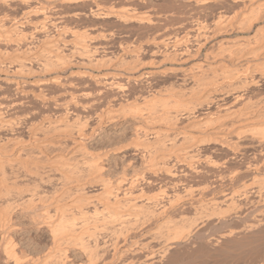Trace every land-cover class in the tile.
I'll return each instance as SVG.
<instances>
[{
  "label": "rangeland",
  "instance_id": "1",
  "mask_svg": "<svg viewBox=\"0 0 264 264\" xmlns=\"http://www.w3.org/2000/svg\"><path fill=\"white\" fill-rule=\"evenodd\" d=\"M30 1H32V0H30ZM33 1L31 2V3H33L32 6L30 5L31 3H29L28 5H25L26 8L29 6L28 10H29V8L31 9V7H33V5L37 6V8H39V6L41 7V5H40L41 3H42V7H43V4L44 3L46 4L45 1H47V4H46L47 7L44 4V8H45L44 10H46L45 12H47L49 10V8L51 7V5L53 4L52 7L58 6L57 8L59 9L58 14H56L57 13V9H56V11L54 12L56 15L55 14L54 15L59 16V17L61 15L62 16L64 15L66 19H62L61 21H58L57 23H55L54 27L52 26L51 21H50L51 26H46L47 28H46V30H44L45 29L44 27H43V29H41L42 27H40V24L44 21V19L41 18L40 15H39L40 18L38 17L36 19L41 20V21L34 20L35 16L33 17L34 19L32 17L30 18L26 13L27 9L25 8V6H22V5H24V3L22 1H21L22 3L20 2L22 4L21 6H20V3H18L19 1H16V0H15V4L13 2L11 3L10 1H8L9 6L5 3L0 4V9H1L0 10V12H1L0 13V22L3 21V23H5L4 25L6 27H9V28H10V26L13 25L10 23L12 21L14 23L13 27L18 25L19 26L18 29H19L21 26V29H19L21 32L20 31L19 32L23 33V34H19V32H18V34L22 36V37L18 36V39L23 38V40H24V37H25L26 42L25 41L24 42L27 44V45H25L23 40L21 41V40L16 39V37H17L16 32L18 31V29L16 27H15L16 30H15V28L13 29V27L10 29L9 28L6 29L5 26L3 25L4 26L3 29H6L7 31L8 30L11 31V29L16 31L14 33L12 31L13 34L9 31L13 35V37H14V34L16 37H14L15 39L14 38L11 39V40H14V42H13V41H5V38L0 36L4 39L3 40L2 38H0L1 39V41H0V61H1L0 64H2V65H0V69H1L0 70V82L2 83V86H4L7 89V90L6 89L0 90V102L1 103L4 102L5 105L4 106L2 105V107L6 106L5 108H7V110H4L5 108H2L3 109L2 113L5 114L6 116L3 115L4 117L3 116H1V117H3V120H4L3 122H10V123H15V124L19 122V124L22 123L20 126H23V127H21V129H20V126H18L19 125L18 124L16 126H18L19 130L15 126L16 129H14L13 131H10L11 133H9V132L0 133V140H1L0 143H5L6 138L11 137V136H12L11 138H14L13 136H15V138L16 139L18 138V140L20 139V141L24 139L23 141H26L25 143H27V144L22 143L23 146L21 145L18 147L20 150L22 149V153H23V150L27 151V153L26 152H24V154L21 153L23 158L22 157L19 158L20 155L17 156L18 152H13L11 154L14 155V153H15L16 157L11 155V154H8V159L10 158L11 160L19 159V160H24V162H29L30 159H32L30 156V155H32L31 151L33 152L34 149L36 150L40 141L39 140H37V141L33 140L31 142L28 141L29 140L28 137H32L31 136L32 134L30 133L31 131L30 132L27 131L28 128L32 127L33 125H36V127L37 126L39 127L42 125L45 126V125H48L49 122H52L54 124L56 123V125L59 123L60 125L58 124L57 126L60 127L62 125L59 122V121H61V118H67V119L69 118L67 121L69 123L71 122L70 125L72 124V127L74 125H75L74 127H76L77 125L79 126V124L80 123L82 124V122L84 120L83 123L85 125H87L86 129H88V132L89 131L92 132L90 130L92 128V130L94 132H97V133L93 134V136L95 138L93 136L92 137L90 136V137H86L85 139L84 138L82 139L80 137V138H77L74 140V139L70 138L68 135L61 137V139H60V137L56 138L55 144H58V145L60 144L63 146V150H64L63 153L65 152L64 153L65 155L66 154L70 155V154H72V152H74L73 151V149H74L73 143L76 140L77 141L80 140L81 142H83V144H85V146H87V148L89 150L87 152L88 156L93 155L95 157L97 155H105V154L113 155V154H116L117 153L116 151H118L119 149L126 148L128 146L126 151L124 150V153H123V154H127L126 155L127 161L132 162L131 166H130L131 169L127 168L128 169L127 173L129 172L128 175L129 176L132 175L131 172L134 169H135L134 171H137L139 168V170L141 171V169H143V167L141 165L140 159H142L143 155L148 154L146 151H144L145 150L144 148L141 149L142 146L140 148L136 147V144L140 145L138 143H140L142 136L145 135L144 134L145 132L143 133L142 130L145 131L147 129L146 131L148 132V130L151 131L155 127V129L158 128L156 130L160 129L161 132H163V131L167 132V130L170 129L166 126H163V124H161V125L157 124L156 125V123H155V126H154V124H153L154 122L152 123L153 125L150 124V122H149L150 127H148L149 125H146V124H144L143 121H141V116L143 118L145 116V118H146V116L148 117V113H149L145 109L147 107H146V105H144V104H146V102H145V100H143L144 99L143 97L148 96L151 92H153V94H154V92L156 90H160V89H161L160 91L163 92L164 95H167L169 93V91H171L170 89H173L174 91H178V90L181 91V89L184 90L185 87L187 86L186 88H188V91H186V94L188 93L187 94V98L189 97L188 99H193L195 97L194 96L196 93L195 91H197L196 95L198 94V96H196L193 99V102H192V100H188L189 103L192 102L193 104H197V103L203 101L205 99L204 97H206L208 94L207 93L208 89H206L207 91H205V92L204 91L203 92L198 91L196 89L194 91L195 92L194 93V92H192V90L191 91L189 90V88H191V83L185 82L184 83L185 85L182 86V84H183L182 81L185 79L184 73L186 71H188L189 69H191L193 67L194 63L196 64L199 62H203L206 60V58L208 56H210V57L220 56L221 54H218V53H220V51H219L220 48L217 47V44L219 43L218 41H220V42L224 41V43H225V44L223 43L224 47H227V46L229 47V45L231 46V44H233V41L235 43V42H237V40L238 41L246 40L247 38L250 37L249 35L243 34L242 32L240 34L237 29L234 30L235 33L232 31V33H229V34L226 33L224 35V33L222 31H225V30H223V28H222L220 31L223 35L221 33L219 35L217 34L216 36H218V37L215 36L214 41L211 42V40H210V42L208 41L206 43V46H203L204 41L207 40V38H208L207 36H210V37L213 36V32H211V29L213 31V28H212L213 23L212 22L218 16L219 13H225L228 16H233V14H235V13L240 14V13H243L244 11H246L243 8L242 3L240 2L241 0L240 1L237 0L239 2H235L236 0H224V3L222 0H216V1L215 0H213V1L212 0H209V1H207V0H99L100 2L97 0H94V2H93V0H92V2L88 1L86 6L84 4L80 5L81 7L79 6V4L77 5L78 7L75 4H74L75 6H73L72 4H71L72 6H68L70 4H68L67 6H62V5H66V4H61V2H59V1L58 2L54 1V3H53V0H51V1H48V0H45V1H43V0L38 1L37 0L36 1L35 0L34 1L35 3L38 2V4H39L41 2L39 5L38 4L35 5ZM95 2L102 9L101 13L104 11L103 13H105V14L107 13L108 15H102V17H99V18L94 17L93 13H91V11H92L91 9L94 7H97V4ZM55 3H57V4H55ZM58 3H60V5ZM88 4H89V6H88ZM95 4H96V6H95ZM220 4H221V6H220ZM227 4H228V6H227ZM1 5H3V7ZM10 6H12L14 9L11 8ZM25 9H26V12H25ZM35 9H36V7H35ZM109 9H110V11H109ZM242 9H243V11H241ZM22 12L23 13L25 12V13L23 14ZM64 13H66V14H64ZM80 13H82V14H80ZM117 13L118 14L122 13L120 15H125L128 18H130V17L132 18L134 16L135 17L143 16L147 19H150V21H152V22H149L150 23L149 24L145 21L144 23L141 24L137 21L136 22L133 21V19H131V18L130 19L132 21L131 20L127 21V23H126V21L123 22L122 20H121V22H119L120 20L118 19V17L120 15L118 16ZM126 14H128V15H126ZM26 15L28 17H26ZM66 15H68V16H66ZM80 15L81 16L84 15V16L80 17ZM55 16H54V18H55ZM103 16H107V17L103 18ZM108 16H110V17H108ZM148 16H150V17H148ZM22 17L24 18L25 22H27L26 21L27 18L31 19V23H28L30 26L28 24L24 25L25 23H24V20L22 19ZM25 17H26V19H25ZM63 17H60V18H63ZM29 19H27V20L30 22ZM97 19H99V20H97ZM238 19L239 18L233 20V23H235V24L239 23ZM4 20H5V22H4ZM14 20L15 21L21 20V22L18 21V23H20V24H17L14 22ZM199 20L201 21V23ZM37 21H38V23H40V22L41 23L39 25H37L38 24ZM61 22H62V24H60ZM32 23H33V25H32ZM198 23L200 25L201 24L202 25L199 26ZM9 24H11V25H9ZM34 24L36 25V27ZM0 26H1V24H0ZM25 26H27V27H25ZM28 26H29V28H28ZM41 26H42V24H41ZM62 26H63V29H61ZM37 27H38V30H37ZM39 27H40V29H39ZM210 27H211V29H210ZM35 28H36V30H34ZM63 30L64 31L67 30L68 33L67 32H66L67 34L64 33ZM62 32H63V34H61ZM10 33H8V35H11ZM200 34H203V36ZM206 34H207V36H206ZM23 35H24V37H23ZM81 36H83V37H81ZM188 36H190V37H188ZM75 37H81V39L77 40ZM176 37H178V38H176ZM205 37H206V39H204ZM183 38H186L187 42L189 44L186 43L185 47L182 46L180 48L179 52L184 51V52L189 53V54L196 53V50L199 47L203 46L201 52L197 53L193 59H191L187 62H182L183 64L175 63V62L171 63L170 61L165 62L164 59L161 60L163 58L162 54L164 52V49H161V51H160V47H158V45H157L159 43L158 40L161 41L163 39V41H164V39H165L166 42L170 43V45H173L175 42H177L178 40L183 39ZM87 39H89V40H87ZM156 39H158V40H156ZM30 40H32V41L30 42ZM151 40H153V41L151 42ZM2 41H4V42H2ZM17 41L18 42L21 41L20 42L21 44L18 43ZM5 42H12V43L16 42L15 43L16 45L18 43V45H21V46H18V45L15 46V44L12 45L11 43L8 44ZM54 42L57 45L59 44V47H58L59 50L61 48V50H60L61 52L60 51L59 52L63 55L62 58L65 61L64 63L68 65V63H66L67 60H71V61H69L70 64L67 66L69 69L68 68L65 69L63 67L65 65L63 64V66L61 68L56 67L55 69L53 68V69L46 70L48 72H44L45 70L42 69L43 68L42 67V60L44 57H46V58L50 57L53 59V62L57 63L56 57H55L58 54L57 51L55 50V49H57L56 48L57 45L55 48H53ZM214 42H216V43L214 44ZM50 43H52L53 45ZM83 44L87 48V50L88 49L91 50L93 54H95L94 52H96L98 54V55H96L97 57L94 55L96 57L95 58L96 61H97V58H99L98 61H102L104 63L106 61H108V62H106V65L103 64V66L104 67L106 66V68H104L102 66L101 69H99L100 66L99 67L98 66H96V67L92 66L91 64L87 63L86 60L84 61L85 58H83V60H81L82 58H80L79 52L82 53V48H84ZM227 44H229V45H227ZM49 45L50 46L52 45L51 46L52 48ZM130 47H132V49ZM139 48H140V51L143 49L142 50L143 53L141 52V56H140L142 59V63H143V68H142L143 73L142 74L154 73V75L155 74L156 75L153 76L147 83H142V84L132 83L131 85L129 84L130 89L128 88V86H126L127 90L126 89L124 90L126 93H128L130 95V98L132 96L134 97V98L132 97L130 101H131V105L133 106V108L135 106H136V108L140 107L139 111L137 110L138 113L144 107L143 110L139 113L141 116L136 111V113L138 114V115H136V117L138 118L140 116L139 117L140 119L138 118L139 119L138 120V119H134L135 116H132V115H135L136 113H132V114L126 113V110H124L125 112L123 113V110H121L120 107L117 108L118 103L114 100H116L117 98H120L121 94L118 91H116L114 88H109V87L103 88V89L98 87V86L96 87V83L94 80L96 78L98 79V77H101V79H102L106 75H116V76H120V78L125 77L126 76V72H125L126 70L124 69L125 70L124 71L121 67L118 68L117 66H119V65L121 66L122 63L120 61L123 62V60L125 61V59H127V60L130 59V58H127L129 55L128 53L136 52V51H138ZM31 49H32V51H30ZM65 49H67V50H65ZM127 49L128 50L130 49V51H128ZM17 51L20 54L22 53L24 58L27 57V59H25V61H27L25 63V65H27V66L29 65V66L28 67L25 66L26 68L24 69V74H21V72L23 71L22 70L21 72L16 71L15 74L16 73H18V74L15 75V74H13V72L15 71V68H14L15 65H11L9 63H12V61L14 60L13 56H16ZM50 52H51V54H50ZM54 52H55V54H54ZM74 53H75V55L77 54V56H75ZM159 53H162L161 56L159 55ZM25 54H26V56H25ZM78 54H79V57H78ZM58 55L60 56V54H58ZM71 55L72 56L74 55L73 56L74 59L71 58ZM223 55H226V54H223ZM66 57H68V58H66ZM34 58H37V59H34ZM100 58L101 59L104 58L105 60L104 59L100 60ZM121 58H123V59L121 60ZM220 58L223 59L222 55L220 56ZM28 59H29V61H28ZM30 59H31V61H30ZM110 59H111V61L114 60L112 62V65L109 63ZM158 60H159V62L161 61L162 63L161 62L159 63ZM82 61H84V62H82ZM126 61H125V63L129 62L130 60L127 62ZM150 61H151V63H150ZM231 61L232 60L229 61V59H226V58H225V60H220V62H222L223 64L226 65L225 67H228V71L232 70V71H230L229 76H232V78H234V81L236 82L237 85L233 88L235 91L233 89H231V90L234 92H238L239 91L238 88L240 87L239 86L240 84H238L237 82L242 77V75L245 74L247 69H244V68H246L244 65H242V64L240 65V64L234 63V61H232V62ZM253 61L259 63L258 69H256L258 71V74L259 73L263 74L264 73V70H263L264 69V66H263L264 60H263V58H261V57L260 58L259 57L254 58ZM85 62L88 65H91L93 68L91 66H90L91 68L89 66H85V64L82 65ZM13 63H14V61H13ZM107 63H109V68L107 66ZM119 63H121V64H119ZM150 64H151V66H150ZM260 64H262V66H260ZM8 65L10 67H8ZM112 66L114 69L112 68ZM12 67L14 68V70ZM262 67H263V69H262ZM6 68H7V70H6ZM2 69L4 71L6 70L7 72L2 71ZM8 69H9V71H8ZM119 69H121V70H119ZM40 70H41V72H40ZM52 70H53V72H52ZM55 70H57L58 72H56ZM176 70H179V72ZM259 70H260V72H259ZM32 71L33 72L35 71V72L33 73ZM169 71H171V72H169ZM183 71H185V72H183ZM8 72H11L12 74L9 73L7 75ZM231 72H234L233 73L234 75H232ZM29 73H31V75ZM81 73L87 74V75H85L86 77L87 76H90L91 78L93 76H94V78L96 77L94 80L92 78V83L93 82L94 83L90 84V82H91L90 77H87L89 79H87L86 77H83V79H79V78H82L81 76H79V75H81ZM138 73L139 72H137L133 75L138 77L140 75V73L139 74ZM19 74H21V75H19ZM248 74L249 75L251 74L250 70L248 71ZM22 75H24L25 77H23ZM76 75H78L79 77ZM75 76L78 78H76ZM181 77L184 79H182ZM57 78L59 79V81H61L60 83H62V84H60V83L54 84L51 81V80H54ZM60 78H62V80ZM76 79H78V80H76ZM8 80L9 81L11 80L12 82H14V84H15V82H17V83L19 82V84L23 85L24 88L26 86L25 89L22 87L24 90V94H25V92H26V94L20 95L21 93H19V95H18V93H15L16 92L14 89V88H16L15 85H12V86L11 85H8V86L4 85V82L8 81ZM79 80H81V81H79ZM82 80H85V81H82ZM43 81L49 82L50 84L47 87H45L46 89L43 88L41 90V88L39 87V83H41V82L43 83ZM88 81H90V82H88ZM35 83L38 84V88H37V85H35ZM67 83H69V84H67ZM122 83H124V85L126 84L124 81ZM94 84H95V86H94ZM21 85H20V87H21ZM59 85L62 87H60ZM140 85H142V87H139ZM13 86H14V88H13ZM188 86H190V87H188ZM66 87H67V89H66ZM97 88L100 89L101 91L98 90ZM152 89L155 91H153ZM166 89H168V90H166ZM67 90H69V91H67ZM183 90H182V92H184ZM185 90H187V89H185ZM242 90L243 89L240 87V91H242ZM148 91H151V92H148ZM224 91H226V92L228 91V92H230V94L234 93L230 90H224ZM189 92L194 93V94H191L192 96H194L193 98L191 95H189L190 94ZM198 92L203 94V95L201 94L202 97L201 96L199 97L200 94ZM85 93H86V95L88 94L89 97H87L88 95L85 97ZM223 93H225V92H223ZM90 94L92 95V97ZM204 94H205V96H204ZM116 95L118 97H116ZM150 95H152V93ZM232 95L233 94H231V96L229 95L228 99L226 98L228 102L231 101ZM71 96H72L73 100L74 99H76V100L73 101L71 99ZM81 96L83 97V99L79 98ZM250 97H251V102H255V103H257V101L260 102L261 100H263L264 99V85L261 86V88L256 87V86L252 87L247 93V99H249ZM137 98H139V99H137ZM141 98H143V99H141ZM202 98H204V99L202 100ZM257 99H261V100H257ZM82 100H83V102H82ZM111 100H112V103H111ZM199 100H201V101H199ZM14 101L18 102L15 106H14V103H15ZM65 101H66V104H64ZM68 101H71L72 103H70ZM88 101H89V103H88ZM91 101H93V102H91ZM263 101H261V102H263ZM6 102H8V103L10 102L9 103L10 105L13 103L12 104L13 106L11 105L12 106L11 107ZM60 102L63 104H59ZM192 103H190L191 105L190 104L188 105V107L190 106L189 107L190 109L188 107H186V108L184 107L185 111H189L193 107H195V105L192 106L193 105ZM216 103H218V102H216ZM58 104L60 107L56 106ZM69 104H72V105L74 104V105L69 106ZM213 105H212V108H213ZM75 106L76 107L78 106V107L76 108ZM238 106L240 108L241 103L237 104L235 107L238 108ZM73 107H75L76 109L73 110ZM111 107H114V108L111 109ZM215 107H216V105H214L213 110L215 109ZM38 108H39V110H38ZM115 108H117V109H115ZM77 109H78V111H76ZM181 109L183 112H185L183 108H181ZM181 109H179L180 112H182ZM97 112L99 114H97ZM64 114H67V115H64ZM105 114L107 117L109 116L110 118L109 117L107 118L105 116ZM97 115L102 116V117L104 116L103 120H102L103 122L101 124H98L99 119H97V118H99V117ZM84 116H85V119H84ZM76 117H77V119H76ZM7 118H9V119H7ZM78 118H79L80 123L78 122ZM87 118L88 119L90 118L89 121H87L88 120ZM111 118L118 119V120L115 119L116 121L113 119L116 126L114 124H111V121H113V120H110ZM5 119H7V120H5ZM56 121H58V123ZM75 121H77V122H75ZM107 121H109V122L107 123ZM127 122H129V123H127ZM138 122H139V124H138ZM30 123H32V125ZM43 123H45V124H43ZM84 124H82V125L85 126ZM109 124H111V125H109ZM127 124H128V126H127ZM230 124H231V122L226 123L224 125L227 126ZM107 125H108V127H107ZM113 125H114L115 129H113L114 128ZM138 125H139V127H137ZM133 126L135 127V129L133 128ZM204 126H202L203 128L200 127L201 129H198L199 128L198 127L197 129L199 131H197V129L192 128V130H195V131L190 130L191 132H188V130H187V129H190V127H188L187 129H186V127L181 128V132L185 131V133L191 134L192 136H198L199 135V136H204V137L206 136L207 137V136L212 135V132L214 131V129L216 127L218 128V127H221L222 125L219 126V124H215V123L212 124L211 123V124H209V126L208 125H204ZM237 127L239 128V126H237ZM237 127L233 128V130H231V131L224 133V135H226L228 138H230V139L234 138V139H232L233 143L236 140L234 137L235 135H233V133L238 129ZM137 128H140V129L142 128L141 132L143 134L141 132H139L140 129H137ZM136 129H137L138 133H135ZM22 130H23V132H21ZM1 132H3V131H1ZM12 132H14V133L12 134ZM15 132H17L16 133L17 137H16V135H14ZM25 133L28 135L30 133L31 135L28 136ZM140 133L142 134V136L140 135ZM95 134H97V135H95ZM134 134L139 135V137L141 136L139 138V140L136 141V139H138V138H136V135H134ZM134 138H135V140H134ZM145 139L146 138H144L141 141V143H143V141H145ZM34 141H36V142H34ZM151 141L154 142L153 140H151ZM48 142H50V140ZM51 142L53 143V141H51ZM242 143H243V146H242ZM248 144H249V142H241V144H239V146L238 145H232L233 147L236 146V148L235 147L230 148L232 146H229V147L225 146L224 148H222V147L218 148V146H215V145H210V146L207 145L208 146V147H206L207 150H203L206 153L203 151H200L203 154L200 152H199L200 154H198V152H197V154L195 153V155L196 156L201 155L204 157H206V155H207L208 157H211V158H209L210 161H212L210 163L212 164L213 162H215V163H213L215 167L213 165H210L209 163H206L208 161V159H207L208 157H206L204 159V157L200 158V156H199L198 159H200V160H197L194 162V163H196V162L198 163L200 161V163H201V164L199 163V165H201L200 166L201 168L200 169L198 168L199 170L196 169V170H198L197 172H195L194 170H193L194 172H191L188 169V165L192 164L190 162V160L187 159L184 155H182V153L179 156V153L181 151L178 152V150H180V149H174L171 152L172 159L174 161L179 160L181 163H183L182 165H181V163L178 164L179 165L178 167L180 169L178 167H177L178 169L176 168L177 169L176 172L178 171L177 172L178 179L176 178L172 182V180L169 179L167 176H165V174H160V175L158 174L159 176H157V178H155V181H153V183L150 186L149 185H142V187H140L139 189L140 190L144 189L143 193H145V194H143L144 195L143 199L147 200L149 197L152 198L153 196L159 197L158 199L159 200L161 199V201H163V202L165 201V204L168 202L170 203V201H172V204L171 203L170 204L172 205V207L174 206L176 208L173 207L172 209H168V211H167L168 214L165 215L166 218L165 217L162 218L159 221V223H153L151 218H148L149 220H147L145 218V217H148V215L144 214V212H145L144 210L142 212L143 214L140 212L139 214L137 213L136 216H135L136 212H135V214L133 212L132 214H134V215L131 216V212L128 211V213H130V216H131V219L130 218L128 219L127 217H130L129 214L126 211L125 212L123 211L126 208L125 207L126 203H124L125 206L122 205V206H124V208L119 207V210L117 209V212L121 211L123 216L121 215V213H120V216H122L123 218L127 216L126 217L127 219L125 218L124 220H127L129 222V225L125 224V226L122 224V222L124 221L123 219L120 220V222H119V219H121L120 216H119V219L116 218V221H115V218H112L113 217V212H112L113 210L112 209H109V211H107L108 209L107 210L104 209V211H106V212H101L103 215L101 214L100 216L101 217L103 216V218L105 217V219L107 218V220L109 218V222H112V223H107V224H110V225H108V227L110 226L109 227L110 229H108L107 233L105 232V234L103 235V236L108 235L107 237L105 236L103 238L107 239L105 241H107L106 243L108 246L107 245L106 246L108 248L109 253L106 254L103 251H100V253L98 254L99 256L97 257V258H99V260L90 261L93 259L87 260L88 258L86 256H84L80 251L75 250V252H74V249H73L72 251H70L71 255L69 254L70 260L68 263L69 264H93V263H95V264H99V263L100 264H153V263L154 264H264V199H262L263 197H261V196L259 197L260 194H258L259 193L258 192L259 181H262V182L264 181V165H263L264 164L263 163L264 162L263 161L264 160L263 159L264 158V151L260 150V148L258 149L255 145L254 146L251 145L252 147L251 146L249 147ZM71 145L73 148L71 147ZM133 149H136L137 151L133 150ZM139 149H141V150H139ZM142 150L144 151V153L142 152ZM146 150L148 152L150 151V149H146ZM238 151H240V152L238 153ZM242 152L244 154H242ZM63 153L61 155H64ZM89 153H91V155H89ZM172 153H174V154H172ZM27 154L29 155L28 157H27ZM52 155L54 156V154L52 153L49 157L50 158L53 157ZM177 155L180 157V159H181V156L183 157L182 161L178 157H176ZM174 156H175V159H174ZM0 158H1V156H0ZM50 158H48V159H50ZM82 158H83V156H80V158H78V159H82ZM176 158H177V160H176ZM78 159H76V161H78ZM156 161H159V159L158 160L156 159ZM203 161H204V163H203ZM72 162L69 163L72 165V166H69L70 168L74 167L73 164H75V163H72ZM157 163L158 162H156V164ZM43 164H44V162L41 165H43ZM46 164L50 165L47 167L48 170L51 169L50 171H53L56 174V176L57 175L60 176L61 174H63L62 172H64V170H63L64 168L60 169L59 165H54L55 166L54 167L53 164L50 162V164L45 163L44 167L47 166ZM115 164H116L115 162H113V161L111 162V169L112 170L110 169L109 172L105 175V178L111 180V182L113 184L114 183L116 184V181L122 175V173H120V172H122V171H120L121 166L119 165V163H117L119 166H117V164L115 166ZM17 167H18V169L16 168L17 171L14 170L12 172L10 171V168H8V169L5 168L7 171H4V170L3 171L6 172V176H4L5 174H2L0 171V176H1L0 177V184H1L0 187H2V188H0V189H2V190H0V198L2 196H4L3 198L0 199V206H1L0 207V227H1L0 228V264H5L9 258H11V259L13 258V255L10 254V256H12V257H10L9 253H8L9 252L8 249L9 248L11 249V247H12L11 244H13V243L15 244V245L13 244L14 245L13 247H15V249L12 247L13 248L12 250H15L17 253L16 259H18V260H16V261H18V263L21 262V261L19 262V260L22 258L21 260H22L23 264H26V263L27 264H42V263H46V264L49 263L50 264L51 262H52L51 264H53V263L55 264L57 259L55 261V259L53 257L58 258V256H57L56 252L54 251V246H52L53 245V242H52L53 238L50 236V233L47 230H45L44 227H41V226L40 227L43 228V230H42L43 232L41 230H39V228L36 229L37 226L35 225L36 227H34V223L30 222V221H32V219L31 218L29 219V217H30V216H28L29 215L28 213H30V212H28L29 210L28 211L26 210L27 213L25 212V209H27L29 207L28 204L25 205V203L23 204L20 202L21 200L14 197V194L18 191L19 188H21V187L25 188V186L26 187L28 186V187H30L29 189H33L32 187H34V186H32V184H33L32 179H30L29 177H26V178L23 177L25 175V173H27V172H25L26 169H21V168H23L21 166L20 167L21 172H20L19 166H17ZM69 167H65V168L70 169ZM196 167H197V165H196ZM202 167H203V169H202ZM58 169H59V171L57 173ZM14 172L18 173L17 175L20 176V177L18 176L19 180L17 178L15 179V177H17V175L14 174ZM23 172H25V173H23ZM10 174H11V176L9 177ZM55 174L52 173L53 176ZM115 174H117V175H115ZM114 176L116 178H114ZM2 179H4V181ZM5 179L8 182L7 181L5 182ZM20 179H22V180H20ZM255 179H256V182L259 179L258 183H254ZM262 182H261V185H262ZM4 184H6V185L4 186ZM115 184L110 185L111 189L115 188ZM256 184H258V185H256ZM263 184H264V182H263ZM13 185H14V187H13ZM18 185H20L21 187H19ZM15 187H16V189H15ZM7 188L8 189L10 188V189L8 190ZM27 188H25V189H27ZM165 188H166V190H165ZM59 189H61V187L57 188L56 184L54 186L52 185L51 187L49 186V188L47 187V188L43 189L44 193L42 192V194H43L42 197L44 198V196L47 195V198H45V200L43 199V201H41L44 204H42L41 202H39V203L36 202V204H35L36 205L35 207H37L36 209L38 211L36 209L35 210L39 213V215H41V216H38L36 218L40 223L43 220H44L43 222L46 221L47 216H48V214H47L48 211H46V210L48 208H49L48 210H49L51 215L56 214L54 212L55 208L57 206L56 202L59 203V198H57V197L58 196L61 197V194L65 193V188L62 189V191L60 190L61 193L57 192V191H59ZM6 190H8V191H6ZM55 190L58 193L57 194L55 192L57 195L54 193ZM41 191L42 190H40V192ZM112 191L115 192L114 190H112ZM6 193L8 195L10 193L11 195H9V197H7L8 195ZM10 196L13 198L10 199ZM52 197H54V198H52ZM65 197H66V195H65ZM67 197H68L67 202H65L66 199L64 200V197H61L64 200V201L62 200L63 201L62 206L68 205V207H71L72 205L69 206V204L72 203L71 201H75V199L74 200L72 199V198H74L73 196L71 198L72 200L70 199L71 196L70 197L67 196ZM6 198H8L10 200H7ZM50 198L52 201L50 200ZM168 198H169V200H168ZM173 198L177 199V200H174ZM46 199H48L47 201L50 200L49 203L48 202L45 203ZM56 199H58V200H56ZM145 200H143V201H145ZM60 201H61V199H60ZM7 204L10 206L7 207L8 206ZM5 205H7V206H5ZM2 207H4V208H2ZM38 207L40 210L38 209ZM9 209H10V211L12 210L10 213H9ZM13 209H14V211H13ZM100 209L103 211L102 207H100ZM125 210H128V209L126 208ZM6 211H8V213ZM23 212L25 213L24 215H23ZM43 212H45V213L42 214ZM124 213H127V214H124ZM6 214H11V215L7 216ZM104 214H105V216H104ZM133 216H135L136 218ZM40 217H41V219H40ZM129 220H131V221H129ZM137 222H139V223H137ZM32 223H33V226H32ZM145 223H146V225H145ZM166 224H168V225H166ZM257 224H258V226H257ZM121 225H123L124 228H122ZM159 225H160V227H159ZM190 225L192 226L193 230H192ZM30 226L34 227V229L31 228ZM194 226H195V228H194ZM3 227H6V228H3ZM38 227H39V225H38ZM118 227H120V228H118ZM156 227H158V228H156ZM174 227H176V228L177 227H179V228L187 227L186 229L182 228V229L187 231V232L184 231V233H183L184 235H182L183 237L181 238L182 240L181 239L173 240V241L171 240V238L174 234V233H172L174 230ZM8 228L10 230H8ZM13 228H15V229H13ZM189 228H191V229H189ZM249 228H252V230L251 229H250L251 231L248 230ZM3 229H4V231H3ZM11 229H13V231H11ZM113 229L115 231L116 230L117 231L115 232ZM109 230H111V232H109ZM129 230H131V231H129ZM161 230H162V232H161ZM6 231H9V232H6ZM126 231H129V234ZM230 232H233V233H230ZM8 233H10V234H8ZM108 233H111V235H109ZM118 233H120V234H118ZM169 234H170V236H169ZM225 235H231V236L227 237ZM118 236H119V238H118ZM168 236L171 238H169ZM186 236H187V238L185 239ZM223 236L227 237V239L222 238ZM117 238L120 241H118ZM9 240H11V244L9 243L7 246V243L10 242ZM115 240L118 241L119 243L116 242ZM115 242H116L117 246L116 245H114V246L117 248L120 247L119 248L120 253H117V254L112 252L114 250V246L111 244H115ZM119 244H121V245L118 246ZM163 245H164V247L165 246L167 247V252L165 253L166 255L163 253L162 256L164 258H162L163 259L162 260L160 256L162 254L161 252L164 250ZM9 246H11V247H9ZM51 249H52V251H51ZM109 254L113 255V257L110 256ZM6 256H7V258H6ZM26 258L28 259V261ZM50 258L52 261H49ZM11 259H9L11 264H13V262H16V261H14L15 259L14 260L12 259L13 261ZM45 259H46V261H44ZM155 261H156V263H155ZM22 262L20 264H22ZM7 264H9V261L7 262Z\"/></svg>",
  "mask_w": 264,
  "mask_h": 264
},
{
  "label": "bare ground",
  "instance_id": "2",
  "mask_svg": "<svg viewBox=\"0 0 264 264\" xmlns=\"http://www.w3.org/2000/svg\"><path fill=\"white\" fill-rule=\"evenodd\" d=\"M8 1H10L11 3L13 2L14 4H15V0H0V4L2 3V4H7L8 5ZM16 1H19L18 3H20L21 1L24 3V5H22L21 3H20V6L22 5V6H25V5H28L29 3H31L32 1H30V0H16ZM35 1V0H34ZM33 1V2H34ZM37 1V0H36ZM39 1V0H38ZM43 1H45V0H43ZM48 1H51V0H48ZM54 1L55 2H61V4H66V5H62V6H67L68 4H70V5H68V6H77L78 4H79V6L80 5H82V4H84L85 6H86V4H87V2L88 1H91L92 2V0H53V3H54ZM97 1H99V0H97ZM207 1H209V0H207ZM213 1V0H212ZM216 1V0H215ZM223 1V3H224V0H222ZM221 1V2H222ZM240 1V0H239ZM239 1H235V2H239ZM46 2V4H47V1H45ZM93 2H94V0H93ZM100 2V1H99ZM98 2V3H99ZM241 3H242V6H243V8L246 10V11H244L243 13H240V14H238V13H235V14H233V16H228V15H226L225 13H219L218 14V16L214 19V21L212 22L213 23V31H212V29H211V27H210V29H211V32H213V36H207V34H206V36L208 37L207 38V40H205L204 41V43H203V46H206V43L209 41L210 42V40H211V42L212 41H214L215 40V36L218 34H220L221 33V29L223 28V30H225V31H222L223 33H224V35L227 33V34H229V33H232V31L235 33V29H237L238 30V32L241 34V32L243 33V34H247V35H249L250 37L249 38H247L246 40H240V41H238L237 40V42H235L234 43V41H233V44H231V46L229 45V44H227V45H229V47L227 46V47H224V41L223 42H220V41H218L217 43V47H219L220 49H219V51H220V53H218V54H221L222 55V58L223 59H221L220 58V56H212V57H210V56H208L207 58H206V60L205 61H203V62H199V63H194V65H193V67L191 68V69H189L188 71H183V72H185L184 74H185V79L184 78H182V79H184L182 82H183V84H182V86H184L185 84V82H189V83H191V88H189V90L191 91L192 90V92H194L196 89L198 90V91H207L206 89H208V94H207V96L206 97H204L205 96V94H204V98H202V100L203 101H201V100H199V101H201V102H199V103H197V104H193L192 102H193V99L196 97V96H198V94L196 95V93H197V91H195L194 93H195V97L194 96H192L191 94H194V93H190L189 95H191L192 96V98L193 99H188L187 98V94H186V91H188V88H186L185 87V89H187V90H183V89H181V91H174L173 89H170L171 91H169V93L167 94V95H164L163 94V92H161L160 90H153V91H155L154 92V94H153V92H151V91H148V92H151L152 93V95H150L149 93V95L148 96H146V97H143V98H141V99H143V100H145V102H146V104H144V105H146V107L148 108H145L149 113H148V117L146 116V118H145V116H144V118L139 114L142 110H143V108H142V110L138 113V111H139V109H140V107L137 109L136 108V106L133 108V106L131 105V98L133 97H131L130 98V95L128 94V93H126L124 90L126 89L127 90V88H126V86H128V88H129V84L131 85L132 83H140V84H142V83H147L153 76H155L154 75V73H145V74H142L143 73V63H142V59H141V52H142V50L140 51V48L138 49V51H136V52H132V53H128L129 55H128V57L127 58H130L129 60H127V59H125V61L127 60V61H129V62H127V63H125V61L123 60V62L122 61H120L121 63H119V64H121V66L119 65V66H117L118 68H122L125 72H126V76L125 77H121L120 78V76H116V75H106L104 78H102L101 79V77H98V79L96 78H94V76L92 77L93 78V80L95 81V83H96V87L98 86V87H100V88H114L116 91H118L121 95H120V98H117L116 100H114V101H116L117 103H118V105H117V108L118 107H120V109L121 110H123V113L125 112L124 110H126V113H136V111H137V113L141 116V121H143L144 122V124H146V125H149V122H150V124H152L153 122V124H154V126H155V123H156V125L158 124V125H161V124H163V126H166V127H168V128H170L169 130H167V132H161L160 131V129L159 130H156V129H158V128H156L155 129V127H154V129H152L151 131L150 130H148V132L145 130H142L143 131V133L145 134V135H143L142 136V132H141V129L140 128H137V129H140L139 130V132H141L140 133V135L142 136V139L140 140V143H138V144H140V145H137L136 144V147H138V148H140L141 146V149L142 148H144L145 150L144 151H146L148 154H146V155H143L142 156V159H140V161H141V165H142V167H143V169H141V171L139 170V168H138V170L137 171H132L131 173H132V175H128L129 174V172L127 173V171H128V169L127 168H130L131 169V161H127V158H126V155L127 154H123L124 153V150L126 151V149H127V147L126 148H122V149H119L118 151H116L117 153L116 154H113V155H110V154H105V155H97L96 157L95 156H93V155H91V153H89V155H91V156H88L87 154V152L89 151L88 150V148H87V146H85V144H83V142H81L80 140H76L74 143H73V146H74V149H73V151L74 152H72V154H64L63 153V146L62 145H58V144H55V139L56 138H59L60 137V139H61V137H64V136H66V135H68L70 138H72V139H77V138H86V137H92L93 136V134L94 133H97V132H94L93 130H92V128L90 129L92 132H88V129H86L87 128V125H85L83 122H84V120H83V122H82V124H84L85 126H83L80 122H79V118H78V122L80 123L79 124V126L77 125L76 127H72V124L70 125V123L67 121L68 119L67 118H61V121H59L62 125L59 127V126H57L59 123H58V121H56L58 124L56 125V123L54 124V123H52V122H49V124L48 125H42V126H37L36 127V125H33L32 127H30V128H28L27 129V131L28 132H30L29 133V135H31L32 137H28V141L29 142H31V141H33V140H39L40 141V143L38 144V147L36 148V150L34 149V151L32 152L31 151V154L32 155H30L31 156V158L32 159H30V161L29 162H24V160H19V159H15V160H11L10 158L8 159V154H11V153H13V152H18V155L17 156H19V158L20 157H22V155H21V153H22V149L20 150L18 147L19 146H23V144L26 142V141H23V140H21L20 141V139L18 140V138L16 139L15 138V136H13L14 138H11V137H8V138H6V140H5V143H0V156H1V158H0V171H1V173L2 174H5L4 176H6V172H4V171H7L6 169H8V168H10V171L12 172V171H17L16 170V168L18 169V167L17 166H19V169H20V167L22 166L23 168H21V169H26L25 170V172H27V173H25V172H23V173H25V175L23 176V177H29L30 179H32L33 181V184H32V186H34V187H32L33 189H29L30 187H26L25 186V188H27V189H25L24 187H21L20 185H18L19 187H21V188H19L18 189V191L14 194V197L15 198H17V199H19V200H21L20 202L21 203H25V205H27L28 204V208L27 209H25V212H26V210L28 211V212H30V213H28L29 215L28 216H30L29 217V219L31 218L32 219V221H30V222H33L34 223V227H36V229L37 228H39V230H43V228H41V227H44V229L45 230H47L49 233H50V236L53 238L52 240V242H53V245L52 246H54V251L56 252V254H57V256H58V258H55V257H53L54 259H55V261H56V259H57V261H56V263L55 264H69L68 262H69V260H70V256H69V254L71 255V253H70V251H72L73 249H74V252H75V250H78V251H80L84 256H86L88 259L87 260H90V259H93V260H90V261H94V260H99V258H97L99 255V253H100V251H103L104 253H106V254H108L109 253V251H108V248H107V241H105V240H107V239H105V238H103V237H107L108 235H105V236H103L104 234H105V232L107 233V231H108V229H110L109 227H108V225H110V224H107V223H112V222H109V218H108V220H107V218L105 219V217L103 218V216L101 217L100 215L102 214L101 212H106V211H104V209L105 210H107V211H109V209H112L111 211L113 212V217L112 218H115V221H116V218H118L119 219V216H120V213H121V211L119 212H117V209L119 210V207L120 208H124V206H125V204L124 203H126V208L128 209V210H123L124 212L126 211L127 213H128V211H130L131 212V216L132 215H134L135 214V212H136V214H135V216L137 215V213L139 214L140 212L142 213L143 212V210L145 211L144 212V214H147L148 215V217H145L147 220H149L148 218H151V220L153 221V223H159V221L162 219V218H164L165 217V215L166 214H168L167 213V211H168V209H172L173 207H172V201H170V203L168 202V203H166L165 204V201L163 202V201H161V199L159 200L158 198L159 197H152V198H146L147 200H145V199H143L144 198V195L143 194H145V193H143V190H140L139 188L140 187H142V185H151L152 183H153V181H155V178H157V176H159L160 174H165V176H167L169 179H171L172 180V182H173V180L174 179H178V174H177V172H176V170L179 168L178 166V164H180L181 162L179 161V160H177V158H176V160L177 161H174L173 159H172V155H171V152L174 150V149H180V150H178V152H180L179 153V156L181 155V153H182V155H184L187 159H189L190 160V162L192 163V164H189L188 165V169L191 171V172H197L201 167V165H199V163H200V161L197 163H194L195 161H197V160H200V159H198L199 158V156H200V158L202 157H204V156H201V155H195V153L197 154V152H198V154H200V153H202V152H200V151H203V150H207L206 149V147H208L207 145H215V146H218V148L219 147H222V148H224L225 146H232V145H238L239 146V144H241V142H249V147L251 146V145H255L258 149L260 148V150H262V151H264V99L263 100H261V99H257V100H261V101H263V102H258L257 101V103H255V102H251V97L249 98V99H247V93H248V91L252 88V87H254V86H256V87H260L261 88V86H263L264 85V73L263 74H258V71L256 70V69H258V66H259V63L258 62H255V61H253V59L254 58H263V60H264V0H241L240 1ZM17 3V4H18ZM41 3V2H40ZM39 3V4H40ZM96 3V2H95ZM212 3V2H211ZM218 3V2H217ZM32 4L33 3H31L30 5L32 6ZM34 4L36 5V4H38V2L37 3H35L34 2ZM38 4V5H39ZM45 4V3H44ZM44 4H43V7H42V3L40 4L41 5V7L39 6V8H37V6H34L33 5V7H31V9L29 8V10H28V7L26 8V6H25V8L27 9V12H26V9H25V12L27 13V15L31 18H33L34 16H35V19L34 20H38V19H36V18H38L39 17V15L41 16V18H43L44 19V21L41 23L42 24V26H41V24L40 23H38V21H41V20H38L37 21V25H39L40 24V27H42L41 29H43V27L45 28L44 30H46V26H51L50 25V21H51V24H52V26L54 27V25H55V23H57L58 21H61L62 19H66L65 18V16L63 17L62 15L60 16V17H63V18H60L59 16H55L56 14H58V11H59V9L57 8L58 6H53L52 7V5H51V7L49 8V10L47 11V12H45L46 10H44L45 8H44ZM46 4H45V6H46ZM55 4H57V3H55ZM54 4V5H55ZM59 5H60V3H58ZM72 4V5H71ZM75 4V5H74ZM97 4V3H96ZM96 4H95V6H96ZM174 4V3H173ZM216 4V3H215ZM219 4V3H218ZM13 5V4H12ZM94 5V4H93ZM199 5V4H198ZM2 7H3V5H1ZM9 6V5H8ZM88 6H89V4H88ZM175 6V5H174ZM196 6V5H195ZM220 6H221V4H220ZM227 6H228V4H227ZM11 8H13L12 6H10ZM35 7H36V9H35ZM47 7V6H46ZM78 7V6H77ZM81 7V6H80ZM99 7V8H98ZM113 7V6H112ZM204 7V6H203ZM208 7V6H207ZM7 8V7H6ZM17 8V7H16ZM34 8V9H33ZM68 8V7H67ZM95 8V9H94ZM94 8H92L91 10V13H93V16L94 17H96V18H99V17H102V15H108L107 13L105 14V13H101V11H102V9L100 8V6H98V4H97V7H94ZM170 8V7H169ZM198 8V7H197ZM205 8V7H204ZM14 9V8H13ZM38 9V10H37ZM40 9V10H39ZM47 9V8H46ZM56 9H57V13L55 14L54 12L56 11ZM65 9V8H64ZM83 9V8H82ZM94 9V10H93ZM113 9V8H112ZM231 9V8H230ZM241 9V8H240ZM1 10V9H0ZM63 10V9H62ZM67 10V9H66ZM219 10V9H218ZM226 10V9H225ZM239 10V9H238ZM237 10V11H238ZM10 11V10H9ZM44 11V12H43ZM70 11V10H69ZM109 11H110V9H109ZM114 11V10H113ZM241 11H243V9L241 10ZM24 12V13H25ZM89 12V11H88ZM118 12V11H117ZM129 12V11H128ZM1 13V12H0ZM23 13V12H22ZM23 13V14H24ZM46 13V14H45ZM50 13V14H49ZM126 13V12H125ZM130 13V12H129ZM162 13V12H161ZM218 13V12H217ZM55 14V15H54ZM63 14V13H62ZM64 14H66V13H64ZM80 14H82V13H80ZM114 14V13H113ZM118 14V13H117ZM120 14H122V13H120ZM120 14H118V16L120 15ZM26 15V17H28ZM49 15V16H48ZM60 15V14H59ZM92 15V14H91ZM126 15H128V14H126ZM130 15V14H129ZM146 15V14H145ZM54 16H55V18H54ZM66 16H68V15H66ZM70 16V15H69ZM82 16H84V15H82ZM81 15H80V17H82ZM117 16V17H118ZM240 16V17H239ZM26 17H25V19H26ZM76 17V16H75ZM104 17H107V16H103V18ZM108 17H110V16H108ZM148 17H150V16H148ZM5 18V17H4ZM16 18V17H15ZM20 18V17H19ZM18 18V19H19ZM40 18V17H39ZM93 18V17H92ZM131 18V17H130ZM130 18H128L127 16H125V15H120L119 17H118V19L120 20L119 22H121V20L124 22V21H126V23H127V21H130L131 19H133V21H137V22H139V23H144L145 21L147 22V23H149V22H152V21H150V19H147V18H145V17H143V16H140V17H132L131 19ZM173 18V17H172ZM199 18V17H198ZM237 18H239L238 20H239V23H237V24H235V23H233V20H235V19H237ZM2 19V18H1ZM7 19V18H6ZM22 19L24 20V18L22 17ZM21 19V20H22ZM27 19H29V18H27ZM26 19V21L27 22H25V20H24V25H27L28 23H31V19H29L30 20V22L28 21ZM181 19V18H180ZM204 19V18H203ZM21 20H18V21H20L21 22ZM33 20V21H34ZM92 20V19H91ZM97 20H99V19H97ZM152 20V19H151ZM206 20V19H205ZM17 21V20H16ZM15 20H14V22L15 23H17V24H20V23H18V21L16 22ZM132 21V20H131ZM173 21V20H172ZM200 21V20H199ZM198 21V22H199ZM4 22H5V20H4ZM49 22V23H48ZM64 22V21H63ZM67 22V21H66ZM90 22V21H89ZM122 22V23H123ZM197 22V21H196ZM195 22V23H196ZM203 22V21H202ZM11 24H13L12 26H10V28H12L13 26H14V23H13V21L12 22H10ZM96 23V22H95ZM146 23V24H147ZM200 23H201V21H200ZM205 23V22H204ZM0 24H1V26H0V36H2V37H4L5 38V41H13L14 42V40H11L12 38H14V37H16V39H18V36H21V35H19V34H23V33H20L21 31L19 30V29H21V26H20V28L18 29V25H16L15 27L18 29V31L16 32V31H14L13 29L15 28V27H13V29H11V31L10 30H6L7 28H9V27H6L4 24L5 23H3V21H1L0 22ZM11 24H9V25H11ZM60 24H62V22L60 23ZM150 24V23H149ZM148 24V25H149ZM199 24V23H198ZM197 24V25H198ZM5 26V28L6 29H3V27ZM22 25V24H21ZM29 25V24H28ZM32 25H33V23H32ZM31 25V26H32ZM35 25V24H34ZM58 25V24H57ZM125 25V24H124ZM128 25V24H127ZM144 25V24H143ZM147 25V26H148ZM152 25V24H151ZM202 25V24H201ZM200 24H199V26H201ZM205 25V24H204ZM207 25V24H206ZM30 26V25H29ZM29 26H28V28H29ZM60 26V25H59ZM140 26V25H139ZM198 26V27H199ZM208 26V25H207ZM25 27H27V26H25ZM35 27H36V25H35ZM40 27H39V29H40ZM56 27V26H55ZM65 27V26H64ZM95 27V26H94ZM197 27V28H198ZM225 27V28H224ZM2 28V29H1ZM9 28V29H10ZM16 28H15V30H16ZM202 28V27H201ZM23 29V28H22ZM52 29V28H51ZM56 29V28H55ZM60 29V28H59ZM61 29H63V26H62V28ZM60 29V30H61ZM65 29V28H64ZM6 30V31H5ZM30 30V29H29ZM34 30H36V28L34 29ZM37 30H38V27H37ZM57 30V29H56ZM100 30V29H99ZM200 30V29H199ZM12 33V31H13V33L14 32H16V36H15V34H14V37H13V33L11 34L10 32ZM20 31V32H19ZM24 31V30H23ZM196 31V30H195ZM205 31V30H204ZM18 32H19V34H18ZM33 32V31H32ZM63 32L64 33H66L67 32V30L66 31H64L63 30ZM63 32L61 33V34H63ZM208 32V31H207ZM210 32V33H211ZM237 32V33H238ZM8 33H10L11 35H8ZM68 33V32H67ZM66 33V34H67ZM158 33V32H157ZM209 33V32H208ZM18 34V35H17ZM26 34V33H25ZM44 34V33H43ZM74 34V33H73ZM197 34V33H196ZM212 34V33H211ZM222 34V33H221ZM76 35V34H75ZM103 35V34H102ZM188 35V34H187ZM192 35V34H191ZM200 35H202L203 36V34H200ZM210 35V34H209ZM223 35V34H222ZM32 36V35H31ZM46 36V35H45ZM61 36V35H60ZM59 36V37H60ZM183 36V35H182ZM205 36V35H204ZM2 37H0V38H2ZM22 37V36H21ZM23 37H24V35H23ZM29 37V36H28ZM81 37H83V36H81ZM81 37H75L77 40H80L81 39ZM188 37H190V36H188ZM193 37V36H192ZM210 37V38H209ZM216 37H218V36H216ZM32 38V37H31ZM34 38V37H33ZM47 38V37H46ZM69 38V37H68ZM166 38V37H165ZM176 38H178V37H176ZM3 39V38H2ZM15 39V38H14ZM26 38L24 37V40H23V38H21V39H18V40H23V42L25 41L26 42V40H25ZM59 39V38H58ZM63 39V38H62ZM98 39V38H97ZM191 39V38H190ZM195 39V38H194ZM204 39H206V37L204 38ZM4 40V39H3ZM87 40H89V39H87ZM93 40V39H92ZM156 40H158V39H156ZM169 40V39H168ZM167 40V41H168ZM178 40V39H177ZM0 41H1V39H0ZM16 41V40H15ZM20 41V42H21ZM32 40H30V42H31ZM50 41V40H49ZM76 41V40H75ZM143 41V40H142ZM153 40H151V42H152ZM155 41V40H154ZM159 41V43L157 44L158 45V47H160V51H161V49H164V52H163V54L162 53H159V55L161 56V54L163 55L161 58V60H165V62L166 61H170L171 63H173V62H175V63H181V64H183L182 62H187V61H189V60H191V59H193L194 57H195V55L197 54V53H199V52H201V50H202V48H203V46L202 47H199L197 50H196V53H191V54H189V53H186V52H179L180 51V48L182 47V46H184L185 47V45H186V43H188L187 42V39L186 38H183V39H180V40H178L177 42H175L173 45H170V43H168V42H166L165 41V39H164V41H163V39L160 41V40H158ZM194 41V40H193ZM201 41V40H200ZM227 41V40H226ZM2 42H4V41H2ZM18 42V41H17ZM20 42H18V43H20ZM24 42V44L25 45H27L26 43ZM29 42V41H28ZM94 42V41H93ZM140 42V41H139ZM5 43H11L12 45H14L15 43H12V42H5ZM18 43H17V45H18ZM43 43V42H42ZM46 43V42H45ZM197 43V42H196ZM195 43V44H196ZM216 42H214V44H215ZM224 43V44H223ZM232 43V42H231ZM21 44V43H20ZM50 44H52V43H50ZM85 44V43H84ZM84 44H83V46H84ZM189 44V43H188ZM212 44V43H211ZM16 44H15V46H17ZM53 45V44H52ZM51 45V46H52ZM56 43L54 42V47L53 48H55L56 47ZM79 45V44H78ZM88 45V44H87ZM156 45V46H157ZM11 46V45H10ZM14 46V47H15ZM18 46H21V45H18ZM24 46V45H23ZM50 46V45H49ZM50 46V47H51ZM77 46V45H76ZM140 46V45H139ZM155 46V45H154ZM226 46V45H225ZM59 44L57 45V49H55L56 51H57V53L58 54H60V56L57 54L55 57H56V61H57V63L56 62H53V59L52 58H46V57H44L43 58V60H42V69H44L45 71L44 72H48V71H46V70H49V69H55L56 67H59V68H61L62 66H63V64L66 66H63L65 69L66 68H68L67 66L70 64L69 63V61H71V60H67V62L66 63H68V65L67 64H65L64 62V60H63V58H62V54L60 53L61 51V48H60V50H59ZM82 47V46H81ZM93 47V46H92ZM136 47V46H135ZM190 47V46H189ZM7 48V47H6ZM16 48V47H15ZM22 48V47H21ZM49 48V47H48ZM52 48V47H51ZM131 49H132V47H130ZM20 49V48H19ZM30 49V48H29ZM124 49V48H123ZM188 49V48H187ZM186 49V50H187ZM16 50V49H15ZM65 50H67V49H65ZM128 50V49H127ZM134 50V49H133ZM159 50V49H158ZM30 51H32V49L30 50ZM55 51V52H56ZM60 51V52H59ZM101 51V50H100ZM128 51H130V49L128 50ZM147 51V50H146ZM151 51V50H150ZM157 51V50H156ZM195 51V50H194ZM16 52V51H15ZM21 52V51H20ZM28 52V51H27ZM53 52V51H52ZM55 52H54V54H55ZM98 52V51H97ZM123 52V51H122ZM154 52V51H153ZM188 52V51H187ZM63 53V52H62ZM76 53V52H75ZM75 53H74V55H75ZM95 54H93L92 53V51L91 50H87V48L84 46V48H82V53L81 52H79V54H80V58H82L81 60H83V58H85L84 59V61L86 60L87 61V63H89V64H91L92 66H100V68L99 69H101V67L103 66V64H105L106 65V62H108V61H106L105 63L104 62H102V61H98L99 60V58H97V61H96V55H98L96 52H94ZM143 53V52H142ZM145 53V52H144ZM147 53V52H146ZM152 53V52H151ZM19 54V55H18ZM22 54V53H21ZM20 53H18V51H17V54H16V56H13V61H14V63H13V61H12V63H9V64H11V65H15L14 66V68H15V71L13 72V74H15V72L16 71H19V72H21L22 70V72H21V74H24V69L26 68L25 66H27V65H25V63L27 62V61H25V59H27V57L26 58H24V56H23V54L21 55ZM29 54V53H28ZM40 54V53H39ZM50 54H51V52H50ZM79 54H78V57H79ZM155 54V53H154ZM153 54V55H154ZM157 54V53H156ZM212 54V53H211ZM223 54H226V55H223ZM8 55V54H7ZM6 55V56H7ZM48 55V54H47ZM73 55V56H74ZM96 57H95V56ZM158 55V56H159ZM3 56V55H2ZM5 56V55H4ZM25 56H26V54H25ZM73 56L71 55V58H73ZM75 56H77V54L75 55ZM100 56V55H99ZM106 56V55H105ZM156 56V55H155ZM11 57V56H10ZM35 57V56H34ZM149 57V56H148ZM41 58V57H40ZM58 58V59H57ZM66 58H68V57H66ZM105 58V57H104ZM104 58H102V59H104ZM153 58V57H152ZM225 58L226 59H229V61L230 60H232V61H234V63H237V64H242V65H244L246 68H244V69H247L246 70V72H245V74L244 75H242V77L239 79V81L237 82L238 84H240L239 86L243 89L242 91H240V87L238 88L239 89V91L238 92H234L235 90L233 89L237 84H236V82L234 81V78H232V76H229L230 75V71H232V70H230V71H228V67H225L226 65L225 64H223L222 62H220V60H225ZM34 59H37V58H34ZM74 59V58H73ZM72 59V60H73ZM101 58H100V60H102ZM108 59V58H107ZM106 59V60H107ZM113 59V58H112ZM123 58H121V60H122ZM154 59V58H153ZM80 60V61H81ZM105 60V59H104ZM4 61V60H3ZM28 61H29V59H28ZM30 61H31V59H30ZM62 61V62H61ZM84 61H82V62H84ZM114 61V60H113ZM113 61H111V59L109 60V63L112 65V62ZM154 61V60H153ZM228 61V60H227ZM231 61V62H232ZM259 61V60H258ZM1 62V61H0ZM11 62V61H10ZM156 62V61H155ZM158 62H159V60H158ZM161 62V61H160ZM159 62V63H160ZM169 62V63H170ZM193 62V61H192ZM4 63V62H3ZM29 63V62H28ZM86 62L85 63H83L82 65H84L85 64V66H91V65H88ZM109 63H107V66H108V68H109ZM146 63V62H145ZM148 63V62H147ZM150 63H151V61H150ZM162 63V62H161ZM5 64V63H4ZM41 64V63H40ZM87 64V65H86ZM0 65H2V64H0ZM72 65V64H71ZM80 65V64H79ZM110 65V66H111ZM123 65V66H122ZM160 65V64H159ZM7 66V65H6ZM29 66V65H28ZM27 66V67H28ZM31 66V65H30ZM81 66V65H80ZM91 66V67H92ZM115 66V65H114ZM145 66V65H144ZM149 66V65H148ZM150 66H151V64H150ZM154 66V65H153ZM243 66V67H244ZM260 66H262V64H260ZM264 66V65H263ZM8 67H10L9 65H8ZM90 67V68H91ZM104 67V66H103ZM124 67V68H123ZM241 67V66H240ZM242 67V68H243ZM13 68V67H12ZM11 68V69H12ZM14 68H13V70H14ZM40 68V67H39ZM88 68V67H87ZM93 68V67H92ZM104 68H106V66L104 67ZM111 68V67H110ZM112 68H113V66H112ZM116 68V67H115ZM4 69V68H3ZM2 69V71H4ZM41 69V68H40ZM64 69V70H65ZM69 69V68H68ZM95 69V68H94ZM97 69V68H96ZM98 69V70H99ZM114 69V68H113ZM161 69V68H160ZM230 69V68H229ZM262 69H263V67H262ZM261 69V70H262ZM1 70V69H0ZM6 70H7V68H6ZM4 71V72H7V71ZM31 70V69H30ZM29 70V71H30ZM37 70V69H36ZM119 70H121V69H119ZM122 70V71H123ZM174 70V69H173ZM234 70V69H233ZM251 71V74L249 75L248 74V71ZM264 70V69H263ZM262 70V71H263ZM8 71H9V69H8ZM39 71V70H38ZM56 72H58L57 70H55ZM54 71V72H55ZM176 71H178L179 72V70H176ZM182 71V70H181ZM26 72V71H25ZM33 72V71H32ZM31 72V73H32ZM35 72V71H34ZM33 72V73H34ZM40 72H41V70H40ZM39 72V73H40ZM52 72H53V70H52ZM137 72H139L140 73V75L138 76V77H136V76H134L133 74H135V73H137ZM158 72V71H157ZM169 72H171V71H169ZM173 72V71H172ZM259 72H260V70H259ZM9 73H11V72H8L7 73V75L9 74ZM31 73H29L30 75H31ZM32 73V74H33ZM38 73V72H37ZM138 73V74H139ZM176 73V72H175ZM232 73V75H234L233 73L234 72H231ZM5 74V73H4ZM12 74V73H11ZM16 74H18V73H16ZM15 74V75H16ZM21 74H19V75H21ZM43 74V73H42ZM47 74V73H46ZM83 73H81V75H79V76H81L82 78H79V79H83V77H86L85 75H87V74H83ZM111 74V73H110ZM117 74V73H116ZM182 74V73H181ZM180 74V75H181ZM183 74V75H184ZM78 75H76V76H78ZM90 75V74H89ZM158 75V74H157ZM228 75V76H227ZM236 75V74H235ZM11 76V75H10ZM18 76V75H17ZM23 77H25L24 75H22ZM75 76V77H76ZM78 76V77H79ZM163 76V75H162ZM30 77V76H29ZM78 77H76V78H78ZM87 77H90V76H87ZM86 77V78H87ZM103 77V76H102ZM159 77V76H158ZM73 78V77H72ZM92 78L90 77V79H91V82L90 81H88V82H90V84L92 83ZM120 78V79H119ZM61 80H62V78H60ZM71 79V78H70ZM87 79H89V78H87ZM86 79V80H87ZM237 79V78H236ZM64 80V79H63ZM69 80V79H68ZM76 80H78V79H76ZM155 80V79H154ZM153 80V81H154ZM54 84L56 83V84H59L61 81H59V79L57 78V79H54V80H51ZM79 81H81V80H79ZM78 81V82H79ZM82 81H85V80H82ZM125 82L126 84L124 85V83H122V82ZM64 82V81H63ZM68 82V81H67ZM152 82V81H151ZM70 83V82H69ZM69 83H67V84H69ZM94 83V82H93ZM92 83V84H93ZM50 83L49 82H44L43 81V83L41 82V83H39V87L41 88V90L44 88V89H46L45 87H47L48 85H49ZM60 84H62V83H60ZM181 84V83H180ZM4 85H15V87L16 88H14V86H13V88L15 89V93H18V95H19V93H21L20 95H22V94H24V90H23V85H21V84H19V82L17 83V82H15V84H14V82H12L11 80L9 81H5L4 82ZM20 85H21V87H20ZM30 85V84H29ZM35 85H37V88H38V84H36L35 83ZM73 85V84H72ZM71 85V86H72ZM187 85V84H186ZM60 86V85H59ZM65 86V85H64ZM94 86H95V84H94ZM136 86V85H135ZM23 87V88H22ZM60 87H62V86H60ZM70 87V86H69ZM137 87V86H136ZM135 87V88H136ZM139 87H142V85H140ZM176 87V86H175ZM188 87H190V86H188ZM25 88H26V86H25ZM24 88V89H25ZM31 88V87H30ZM147 88V87H146ZM152 88V87H151ZM161 88V87H160ZM167 88V87H166ZM2 89H6L4 86H2V83L0 82V90H2ZM34 89V88H33ZM65 89V88H64ZM66 89H67V87H66ZM88 89V88H87ZM98 89V88H97ZM130 89V88H129ZM132 89V88H131ZM158 89V88H157ZM163 89V88H162ZM177 89V88H176ZM175 89V90H176ZM231 89H233L234 91H232ZM7 90V89H6ZM40 90V91H41ZM51 90V89H50ZM98 90H100V89H98ZM166 90H168V89H166ZM182 90L185 92H182ZM224 90H230V91H232V92H234V93H231V94H233L232 95V98H231V101L230 102H228L227 101V99H228V97H229V95L231 96V94H230V92H226V91H224ZM253 90V89H252ZM36 91V90H35ZM67 91H69V90H67ZM101 91V90H100ZM163 91V90H162ZM39 92V91H38ZM223 92H225V93H223ZM10 93V92H9ZM35 93V92H34ZM44 93V92H43ZM53 93V92H52ZM96 93V92H95ZM132 93V92H131ZM142 93V92H141ZM145 93V92H144ZM199 93V92H198ZM25 94H26V92H25ZM24 94V95H25ZM39 94V93H38ZM57 94V93H56ZM72 94V93H71ZM84 94V93H83ZM82 94V95H83ZM146 94V93H145ZM163 94V95H162ZM200 95H199V97L201 96L202 97V93H199ZM202 94V95H201ZM250 94V93H249ZM4 95V94H3ZM69 95V94H68ZM67 95V96H68ZM88 95V94H87ZM86 95V93H85V97L87 96ZM91 95V94H90ZM141 95V94H140ZM250 96V95H249ZM49 97V96H48ZM51 97V96H50ZM74 97V96H73ZM84 97V98H85ZM87 97H89V95L87 96ZM91 97H92V95H91ZM95 97V96H94ZM116 97H118L117 95H116ZM136 97V96H135ZM38 98V97H37ZM45 98V97H44ZM79 98H82L83 99V97L81 96V97H79ZM134 98V97H133ZM191 98V97H190ZM198 98V97H197ZM227 98V99H226ZM253 98V97H252ZM15 99V98H14ZM57 99V98H56ZM55 99V100H56ZM71 99L73 100V98H72V96H71ZM87 99V98H86ZM89 99V98H88ZM137 99H139V98H137ZM4 100V99H3ZM2 100V101H3ZM50 100V99H49ZM54 100V101H55ZM68 100V99H67ZM71 100V101H72ZM74 100H76V99H74ZM73 100V101H74ZM100 100V99H99ZM134 100V99H133ZM132 100V101H133ZM142 100V101H143ZM188 100H192V102H190V103H192L193 105L192 106H194L195 105V107H193L191 110H189V111H185V109H184V107L186 108V107H188V105L190 104L189 102H188ZM254 100V99H253ZM5 101V100H4ZM43 101V100H42ZM53 101V100H52ZM71 101H68V102H70V103H72ZM227 101V102H226ZM15 102V101H14ZM48 102V101H47ZM59 102V101H58ZM62 102V101H61ZM59 103V104H63V103ZM82 102H83V100H82ZM91 102H93V101H91ZM101 102V101H100ZM196 102V101H195ZM198 102V101H197ZM216 102H218V103H216ZM3 103V104H2ZM0 102V133H4V132H9V133H11L10 131H13L14 129H16V128H18V126H20L21 124H19V122L18 123H10V122H3L4 120H3V115H5V114H3L2 113V111H3V109L2 108H5V107H2V105L4 106L5 104H4V102ZM6 103H8V102H6ZM10 103V102H9ZM8 103V104H9ZM12 103V102H11ZM18 102H15L14 103V106L17 104ZM37 103V102H36ZM56 103V102H55ZM74 103V102H73ZM88 103H89V101H88ZM110 103V102H109ZM111 103H112V100H111ZM137 103V102H136ZM140 103V102H139ZM216 103V104H215ZM239 103H241V107L239 108V106H238V108H236L235 106L237 105V104H239ZM13 104V103H12ZM11 104V105H12ZM59 104L58 105H56V106H59ZM64 104H66V101H65V103ZM75 104V103H74ZM73 104V105H74ZM86 104V103H85ZM134 104V103H133ZM216 105V107H215V109L213 110V108H214V105ZM10 105V104H9ZM10 105V106H11ZM70 105H72V104H69V106ZM72 105V106H73ZM111 105V104H110ZM191 105V104H190ZM212 105H213V108H212ZM8 106V105H7ZM13 106V105H12ZM11 106V107H12ZM67 106V105H66ZM65 106V107H66ZM71 106V107H72ZM92 106V105H91ZM17 107V106H16ZM60 107V106H59ZM76 107V106H75ZM75 107H73V110H75L76 108ZM84 107V106H83ZM110 107V106H109ZM190 107V106H189ZM188 107V108H189ZM18 108V107H17ZM58 108V107H57ZM86 108V107H85ZM112 108H114V107H111V109ZM117 108H115V109H117ZM181 108H183L184 109V111L185 112H183L182 111V109ZM16 109V108H15ZM84 109V108H83ZM94 109V108H93ZM119 109V110H120ZM128 109V110H127ZM179 109H181V111L182 112H180L179 111ZM190 109V108H189ZM4 110H7V108H5ZM38 110H39V108H38ZM120 110V111H121ZM16 111V110H15ZM41 111V110H40ZM60 111V110H59ZM65 111V110H64ZM76 111H78V109L76 110ZM83 111V110H82ZM92 111V110H91ZM97 111V110H96ZM102 111V110H101ZM6 113V112H5ZM43 113V112H42ZM47 113V112H46ZM65 113V112H64ZM78 113V112H77ZM121 113V112H120ZM135 114V115H132V116H135L134 117V119H138L137 117H136V115H138V114ZM63 114V113H62ZM61 114V115H62ZM90 114V113H89ZM97 114H99L98 112H97ZM142 114V113H141ZM8 115V114H7ZM27 115V114H26ZM32 115V114H31ZM50 115V114H49ZM64 115H67V114H64ZM69 115V114H68ZM79 115V114H78ZM126 115V114H125ZM147 115V114H146ZM1 116H3V117H1ZM6 116V115H5ZM96 116V115H95ZM98 116V115H97ZM105 116H106V114H105ZM111 116V115H110ZM18 117V116H17ZM27 117V116H26ZM60 117V116H59ZM67 117V116H66ZM81 117V116H80ZM99 118H97V119H99V123L98 124H101L103 121V117L102 116H98ZM107 117V116H106ZM109 117V116H108ZM107 117V118H108ZM128 117V116H127ZM24 118V117H23ZM41 118V117H40ZM91 118V117H90ZM89 118V119H90ZM110 118V117H109ZM7 119H9V118H7ZM7 119H5V120H7ZM33 119V118H32ZM75 119V118H74ZM76 119H77V117H76ZM83 119V118H82ZM84 119H85V116H84ZM88 119V118H87ZM89 119L87 120V121H89ZM93 119V118H92ZM115 120L116 118H111L110 120ZM140 119V118H139ZM138 119V120H139ZM11 120V119H10ZM9 120V121H10ZM28 120V119H27ZM54 120V119H53ZM60 120V119H59ZM114 120L113 121H111V124H114L115 125V122H114ZM116 120H118V119H116ZM115 120V121H116ZM132 120V119H131ZM15 121V120H14ZM41 121V120H40ZM81 121V120H80ZM86 121V122H87ZM120 121V120H119ZM13 122V121H12ZM16 122V121H15ZM22 122V121H21ZM74 122V121H73ZM75 122H77V121H75ZM109 121H107V123H108ZM140 122V121H139ZM139 122H138V124H139ZM229 122H231V124L230 125H224V124H226V123H229ZM88 123V122H87ZM86 123V124H87ZM127 123H129V122H127ZM135 123V122H134ZM137 123V122H136ZM141 123V122H140ZM219 124V126H221V127H216L215 129H214V131L212 132V135H210V136H192L191 134H187V133H185V131H182L181 132V128H185L186 127V129L188 128V127H190V129H187L188 130V132H191L190 130H192V128H194V129H197L198 127V129H201L200 127H202V126H204V125H208L209 126V124ZM19 124V125H18ZM25 124V123H24ZM23 124V125H24ZM31 125H32V123H30ZM43 124H45V123H43ZM91 124V123H90ZM111 124H109V125H111ZM152 124V125H153ZM16 125H18V126H16ZM60 125V124H59ZM81 125V126H80ZM89 125V124H88ZM114 125H113V127H114ZM132 125V124H131ZM151 125V126H152ZM15 126H16V128H15ZM91 126V125H90ZM96 126V125H95ZM105 126V125H104ZM116 126V125H115ZM127 126H128V124H127ZM126 126V127H127ZM135 126V125H134ZM133 126V128L135 129V127ZM237 126H239V128L237 127ZM21 127H23V126H20V129H21ZM63 127V128H62ZM107 127H108V125H107ZM137 127H139V125L137 126ZM148 127H150V125L148 126ZM205 127V126H204ZM235 127H237L238 129L233 133V135H235L234 137H235V141H234V143H233V140L232 139H234V138H232V139H230V138H228L226 135H224V133L225 132H228V131H231V130H233V128H235ZM203 128V127H202ZM113 129H115V127L113 128ZM137 129H136V132L135 133H138L137 132ZM197 129V131H199ZM18 130H19V128H18ZM17 130V131H18ZM87 130V131H86ZM206 130V129H205ZM1 131H3V132H1ZM102 131V130H101ZM192 131H195V130H192ZM21 132H23V130L21 131ZM14 132H12V134H13ZM16 133L17 132H15V134L14 135H16ZM112 133V132H111ZM129 133V132H128ZM200 133V132H199ZM231 133V132H230ZM23 134V133H22ZM26 134V133H25ZM11 135V134H10ZM24 135V134H23ZM26 135H28V134H26ZM28 135V136H29ZM95 135H97V134H95ZM100 135V134H99ZM134 135H136V134H134ZM4 136V135H3ZM7 136V135H6ZM22 136V135H21ZM138 136V137H137ZM140 136V137H141ZM16 137H17V135H16ZM27 137V136H26ZM94 137V136H93ZM135 137V136H134ZM139 135H136V138H138V139H136V141L137 140H139ZM95 138V137H94ZM144 138H146L145 139V141H143V143H141V141L144 139ZM59 139V140H60ZM50 140V142H48ZM58 140V141H59ZM134 140H135V138H134ZM150 140V141H149ZM151 140H153L154 142H152ZM1 141V140H0ZM27 141V142H28ZM36 141H34V142H36ZM51 141H53V143L51 142ZM57 141V140H56ZM232 141V142H231ZM28 142V143H29ZM70 142V141H69ZM135 142V141H134ZM133 142V143H134ZM139 142V141H138ZM152 142V143H151ZM23 143V144H22ZM68 143V142H67ZM25 144H27V143H25ZM66 144V143H65ZM64 145V144H63ZM65 146V145H64ZM237 146V147H238ZM242 146H243V143H242ZM245 146V145H244ZM71 147H72V145H71ZM235 148H236V146H234ZM233 146L232 147H230V148H234ZM252 147V146H251ZM21 148V147H20ZM73 148V147H72ZM112 148V147H111ZM229 148V149H230ZM240 148V147H239ZM246 148V147H245ZM18 149V150H17ZM65 149V148H64ZM117 149V148H116ZM141 149H139V150H141ZM146 149H150V151L148 152ZM209 149V148H208ZM214 149V148H213ZM217 149V148H216ZM227 149V148H226ZM244 149V148H243ZM28 150V149H27ZM133 150H136V149H133ZM138 150V151H139ZM239 150V149H238ZM30 151V150H29ZM70 151V150H69ZM68 151V152H69ZM137 151V150H136ZM144 151L142 150V152L144 153ZM242 151V150H241ZM24 152H26L27 153V151L26 150H23V153L22 154H24ZM67 152V153H68ZM114 152V151H113ZM119 152V153H118ZM130 152V151H129ZM175 152V151H174ZM177 152V153H178ZM200 152V153H199ZM203 152H205V151H203ZM240 151H238V153H239ZM30 153V152H29ZM54 154V156L53 157H49L51 154ZM64 154V155H61V154ZM71 153V152H70ZM127 153V152H126ZM135 153V152H134ZM176 153V154H177ZM206 153V152H205ZM93 154V153H92ZM121 156H120V155ZM172 154H174V153H172ZM203 154V153H202ZM235 154V153H234ZM242 154H244L243 152H242ZM11 155H13V154H11ZM96 155V154H95ZM142 155V154H141ZM205 155V154H204ZM209 155V154H208ZM13 156H15V153H14V155ZM29 155L27 154V157H28ZM33 156V157H32ZM80 156H83V158L82 159H78V158H80ZM132 156V155H131ZM178 155L176 156V157H178L179 159H180V157H179ZM11 157V156H10ZM16 157V156H15ZM14 157V158H15ZM78 157V158H77ZM128 157V156H127ZM137 157V156H136ZM206 157H208L207 155H206ZM206 157H204V159L206 158ZM12 158V157H11ZM23 158V157H22ZM30 158V157H29ZM48 158H50V159H48ZM182 156H181V161H182ZM209 158H211V157H208L207 159H208V161L206 162V163H209L210 165H213L214 166V164L213 163H215V162H213L212 164L210 163V162H212V161H210V159ZM25 159V158H24ZM28 159V158H27ZM76 159H78V161H76ZM156 159L158 160L159 159V161H156ZM174 159H175V156H174ZM264 159V158H263ZM26 160V159H25ZM29 160V159H28ZM27 160V161H28ZM188 160V161H189ZM229 160V159H228ZM23 161V162H22ZM73 161V162H72ZM115 162L116 164L117 163H119V165L121 166V169H120V171H122V172H120V173H122V175H121V177L116 181V184H115V188L113 189H111V187H110V185L112 184V185H114L112 182H111V180H109V179H107V178H105V175L109 172V170L111 169V162ZM133 161V160H132ZM158 162L157 164H156V162ZM179 161V162H178ZM187 161V162H188ZM227 161V160H226ZM264 161V160H263ZM44 162V164L45 163H49L50 164V162L53 164V166L54 165H59L60 167V169L61 168H64L63 170H64V172H62L63 174H61L60 172V176H56V174L53 172V171H50V170H48V166H50V165H45L46 167H44V164L43 165H41L42 163ZM70 162H72V163H75V164H73V166L74 167H72V168H70L69 166H72L71 164H69ZM134 162V161H133ZM202 162V161H201ZM108 163V164H107ZM203 163H204V161H203ZM264 163V162H263ZM107 164V165H106ZM116 164H115V166H116ZM135 164V163H134ZM183 163H181V165H182ZM188 164V163H187ZM201 164V163H200ZM68 165V166H67ZM118 164H117V166H119ZM196 165H197V167H196ZM199 165V166H198ZM209 165V166H210ZM264 165V164H263ZM133 166V165H132ZM222 166V165H221ZM256 166V165H255ZM258 166V165H257ZM26 167V168H25ZM55 167V166H54ZM65 167H69L70 169H67V168H65ZM134 167V166H133ZM178 167V168H177ZM215 167V166H214ZM249 167V166H248ZM6 168V169H5ZM50 168V167H49ZM118 168V167H117ZM116 168V169H117ZM177 168V169H176ZM185 168V167H184ZM187 168V167H186ZM199 168V169H198ZM21 169H20V172H21ZM114 169V168H113ZM180 169V168H179ZM183 169V168H182ZM187 169V170H188ZM196 169H198V170H196ZM202 169H203V167H202ZM258 169V168H257ZM4 170V171H3ZM53 170V169H52ZM112 170V169H111ZM115 170V169H114ZM194 170V171H193ZM9 171V172H10ZM19 171V170H18ZM58 171H59V169L57 170V173H58ZM61 171V170H60ZM212 171V170H211ZM19 172V173H20ZM56 172V171H55ZM111 172V171H110ZM219 172V171H218ZM52 173L53 174H55L54 176L52 175ZM186 173V172H185ZM184 173V174H185ZM215 173V172H214ZM1 174V175H2ZM14 174H18V173H16V172H14ZM13 174V175H14ZM159 174V175H158ZM197 174V173H196ZM115 175H117V174H115ZM187 175V174H186ZM3 176V175H2ZM11 176V174L9 175V177ZM18 176L19 175H17V177H15V179L17 178L18 179ZM1 177V176H0ZM8 177V178H9ZM20 177V176H19ZM203 177V176H202ZM221 177V176H220ZM22 178V177H21ZM24 178V179H25ZM114 178H116L115 176H114ZM165 178V177H164ZM14 179V180H15ZM29 179V180H30ZM113 179V178H112ZM166 179V178H165ZM3 181H4V179H2ZM1 180V181H2ZM10 180V179H9ZM12 180V179H11ZM19 180V179H18ZM20 180H22V179H20ZM26 180V179H25ZM115 180V179H114ZM163 180V179H162ZM181 180V179H180ZM7 180L5 179V182H6ZM31 181V180H30ZM29 181V182H30ZM159 181V180H158ZM169 181V180H168ZM167 181V182H168ZM258 181H259V179L257 180V182H256V179L254 180V183H258ZM8 182V181H7ZM15 182V181H14ZM56 182V183H55ZM261 182L262 181H259V190H258V194H260L259 195V197L261 196V197H263L262 199H264V184H263V182H262V185H261ZM2 183V182H1ZM18 183V182H17ZM56 184V187L58 188V187H61V189H59V191H57V192H59V193H61V191H62V189H64L65 188V193H62L61 194V197H64V200H65V202H67V196H71L70 197V199L72 198V196L74 197V198H72L73 200L75 199V201H71L72 203L71 204H69V206L70 205H72L71 207H68V205H65V206H62V203H63V198H61V197H57V198H59V203L58 202H56L57 203V206H56V208H55V213L56 214H50V212H49V208L46 210V211H48V216H47V219H46V221L45 222H43V221H41V223L36 219L38 216H41V215H39V213L37 212L38 210L36 209L37 207H35L36 205V202H41V201H43V199L45 200V198H47V195H45L44 196V198L42 197L43 196V194H42V192L44 191L43 189H45V188H49V186L51 187L52 185L54 186ZM166 184V183H165ZM1 185V184H0ZM6 184H4V186H5ZM16 185V184H15ZM22 185V184H21ZM256 185H258V184H256ZM164 186V185H163ZM13 187H14V185H13ZM113 187V186H112ZM148 187V186H147ZM159 187V186H158ZM257 187V186H256ZM0 188H2V187H0ZM161 188V187H160ZM8 189V188H7ZM10 189V188H9ZM8 189V190H9ZM15 189H16V187H15ZM14 189V190H15ZM162 189V188H161ZM0 190H2V189H0ZM8 190H6V191H8ZM40 190H42L41 192H40ZM52 190V189H51ZM61 190V191H60ZM112 190H114L115 192H113ZM165 190H166V188H165ZM53 191V190H52ZM2 192V191H1ZM46 192V191H45ZM56 192V190L54 191V193ZM56 192V193H57ZM44 193V192H43ZM53 193V194H54ZM55 193V194H56ZM158 193V192H157ZM257 193V192H256ZM7 194V193H6ZM58 194V193H57ZM56 194V195H57ZM64 194V195H63ZM8 195V194H7ZM9 195H11L10 193H9ZM9 195L7 196V197H9ZM52 195V194H51ZM50 195V196H51ZM63 195V196H62ZM65 195H66V197H65ZM154 195V194H153ZM175 195V194H174ZM49 196V195H48ZM4 196H2L1 198H3ZM169 197V196H168ZM0 198V199H1ZM13 197H11L10 196V199H12ZM14 198V199H15ZM52 198H54V197H52ZM170 198V197H169ZM169 198H168V200H169ZM7 200H10V199H8V198H6ZM16 199V200H17ZM49 199V198H48ZM48 199H46V201H45V203L46 202H48L49 203V201L51 200V198H50V200L49 201H47ZM60 199H61V201H60ZM71 199V200H72ZM145 200V201H143V200ZM174 199V198H173ZM182 199V198H181ZM180 199V200H181ZM56 200H58V199H56ZM63 200V201H62ZM163 200V199H162ZM174 200H177V199H174ZM173 200V201H174ZM183 200V199H182ZM260 200V199H259ZM52 201V200H51ZM9 202V201H8ZM7 202V203H8ZM15 202V201H14ZM64 202V203H65ZM11 203V202H10ZM42 203V202H41ZM55 203V204H56ZM61 203V204H60ZM22 204V205H23ZM42 204H44V203H42ZM211 204V203H210ZM8 205V204H7ZM7 205H5V206H7ZM19 205V204H18ZM39 205V204H38ZM122 205H124V206H122ZM212 205V204H211ZM10 205H8L7 207H9ZM12 206V205H11ZM24 206V205H23ZM1 207V206H0ZM6 207V208H7ZM27 207V206H26ZM100 207H102V209H103V211L100 209ZM2 208H4V207H2ZM11 208V207H10ZM174 208H176V207H174ZM8 209V208H7ZM6 209V210H7ZM37 211H36V210ZM38 209H39V207H38ZM43 209V208H42ZM24 210V209H23ZM40 210V209H39ZM51 210V209H50ZM121 210V209H120ZM174 210V209H173ZM180 210V209H179ZM12 211V210H11ZM10 211V209H9V213L11 212ZM13 211H14V209H13ZM45 211V210H44ZM45 211V212H46ZM53 211V210H52ZM7 213H8V211H6ZM40 212V211H39ZM45 212H43L42 214H44ZM53 212V213H54ZM134 212V214H132ZM175 212V211H174ZM27 213V212H26ZM38 213V214H37ZM119 213V214H118ZM127 213H124V214H127ZM15 214V213H14ZM25 213L23 212V215H24ZM109 214V213H108ZM129 214V216H130V213H128ZM143 214V213H142ZM7 216L8 215H11V214H6ZM13 215V214H12ZM103 215V214H102ZM121 215H122V213H121ZM27 216V217H28ZM104 216H105V214H104ZM111 216V215H110ZM123 216V215H122ZM122 216H120V218L121 219H119V222H120V220H124L126 217H122ZM131 216L130 217H127L128 219L130 218L131 219ZM135 216H133V217H135ZM143 216V215H142ZM221 216V215H220ZM10 217V216H9ZM26 217V218H27ZM46 217V216H45ZM24 218V217H23ZM111 218V219H112ZM126 218V219H127ZM136 218V217H135ZM134 218V219H135ZM139 218V217H138ZM166 218V217H165ZM25 219V218H24ZM40 219H41V217H40ZM143 219V218H142ZM170 219V218H169ZM168 219V220H169ZM209 219V218H208ZM38 221V222H37ZM129 221H131V220H129ZM166 221V220H165ZM135 222V221H134ZM133 222V223H134ZM147 222V221H146ZM167 222V221H166ZM170 222V221H169ZM168 222V223H169ZM33 223H32V226H33ZM114 223V222H113ZM131 223V222H130ZM137 223H139V222H137ZM150 223V222H149ZM9 224V223H8ZM120 224V223H119ZM122 224L125 226V224L127 225H129V222L127 221V220H124L123 222H122ZM148 224V223H147ZM174 224V223H173ZM263 224V223H262ZM261 224V225H262ZM36 225V226H35ZM38 225H39V227H38ZM123 225H121L122 226V228H124V226ZM145 225H146V223H145ZM151 225V224H150ZM162 225V224H161ZM166 225H168V224H166ZM170 225V224H169ZM41 226V227H40ZM152 226V225H151ZM165 226V225H164ZM177 226V225H176ZM183 226V225H182ZM191 226V225H190ZM257 226H258V224H257ZM31 227V226H30ZM34 227H31V228H33L34 229ZM153 227V226H152ZM159 227H160V225H159ZM180 227V226H179ZM179 227H174V230H173V232L172 233H174L173 234V236H172V238L171 237H169L170 236V234H169V238H171V240L173 241V240H179V239H181L183 236L182 235H184L183 233H184V231H186V230H184V229H186L187 227H182V228H184V229H182V228H179ZM251 227V226H250ZM261 227V226H260ZM1 228V227H0ZM3 228H6V227H3ZM41 228V229H40ZM112 228V227H111ZM116 228V227H115ZM118 228H120V227H118ZM121 228V229H122ZM127 228V227H126ZM129 228V227H128ZM136 228V227H135ZM156 228H158V227H156ZM164 228V227H163ZM191 228H192V226H191ZM191 228H189V229H191ZM194 228H195V226H194ZM258 228V227H257ZM13 229H15V228H13ZM13 229H11V231H13ZM32 229V230H33ZM165 229V228H164ZM252 230V228H249L248 230ZM254 229V228H253ZM2 230V229H1ZM8 230H10L9 228H8ZM114 230V229H113ZM188 230V229H187ZM192 230H193V228H192ZM245 230V229H244ZM247 230V229H246ZM250 230V231H251ZM3 231H4V229H3ZM10 231V232H11ZM38 231V230H37ZM115 231V230H114ZM113 231V232H114ZM117 231V230H116ZM115 231V232H116ZM121 231V230H120ZM129 231H131V230H129ZM129 231H126V232H128V234H129ZM6 232H9V231H6ZM40 232V231H39ZM43 232V231H42ZM109 232H111V230H109ZM112 232V233H113ZM119 232V231H118ZM161 232H162V230H161ZM187 232V231H186ZM189 232V231H188ZM191 232V231H190ZM235 232V231H234ZM248 232V231H247ZM27 233V232H26ZM41 233V232H40ZM131 233V232H130ZM230 233H233V232H230ZM229 233V234H230ZM8 234H10V233H8ZM109 235H111V233H108ZM118 234H120V233H118ZM223 234V233H222ZM235 234V233H234ZM244 234V233H243ZM123 235V234H122ZM156 235V234H155ZM159 235V234H158ZM166 235V234H165ZM168 235V234H167ZM232 235V234H231ZM231 235H225V236H231ZM8 236V235H7ZM12 236V235H11ZM115 236V235H114ZM113 236V237H114ZM117 236V235H116ZM128 236V235H127ZM241 236V235H240ZM2 237V236H1ZM4 237V236H3ZM155 237V236H154ZM161 237V236H160ZM227 237H222V238H226L227 239ZM118 238H119V236H118ZM117 238V240L118 241H120L119 239ZM187 238V236L185 237V239ZM221 238V239H222ZM2 239V238H1ZM7 239V238H6ZM167 239V238H166ZM184 239V240H185ZM163 240V239H162ZM182 240V239H181ZM2 241V240H1ZM5 241V240H4ZM10 242H8L7 243V246H8V244L10 243L11 244V240H9ZM109 241V240H108ZM116 241V240H115ZM118 241H116V242H118ZM160 241V240H159ZM230 241V240H229ZM6 242V241H5ZM114 242V241H113ZM116 242H115V244H111V245H116L117 246V244H116ZM167 242V241H166ZM165 242V243H166ZM178 242V241H177ZM217 242V241H216ZM3 243V242H2ZM119 243V242H118ZM14 244V243H13ZM13 244H11V246L13 247L14 245ZM5 245V244H4ZM107 245V246H106ZM110 245V246H111ZM121 244H119L118 246H120ZM165 245V244H164ZM164 245H163V247H164ZM3 246V245H2ZM11 246H9V247H11ZM158 246V245H157ZM162 246V245H161ZM4 247V246H3ZM11 247V249L9 248L8 250H9V256H10V254L11 255H13V260L14 261H16V260H18V259H16L17 258V253H16V251L15 250H12L13 248L15 249V247H13L12 248ZM112 247V246H111ZM110 247V248H111ZM146 247V246H145ZM119 248L120 247H115L114 246V250L112 251V252H114L115 254H117V253H120L119 252ZM133 248V247H132ZM170 248V247H169ZM168 248V249H169ZM146 249V248H145ZM164 250L161 252L162 254H161V259L162 258H164L162 255H163V253L165 254L166 252H167V247L165 246L164 248H163ZM6 250V249H5ZM7 250V251H8ZM51 251H52V249H51ZM77 251V252H78ZM4 252V251H3ZM7 253V252H6ZM7 253V254H8ZM113 253V254H114ZM123 253V252H122ZM142 253V252H141ZM52 254V253H51ZM55 254V255H56ZM114 254V255H115ZM159 254V253H158ZM168 254V253H167ZM6 255V254H5ZM54 255V254H53ZM110 255V254H109ZM124 255V254H123ZM128 255V254H127ZM140 255V254H139ZM166 255V254H165ZM164 255V256H165ZM50 256V255H49ZM48 256V257H49ZM56 256V257H57ZM105 256V255H104ZM103 256V257H104ZM110 256H112L113 257V255H110ZM147 256V255H146ZM153 256V255H152ZM155 256V255H154ZM10 257H12V256H10ZM15 257V258H14ZM111 257V258H112ZM120 257V256H119ZM166 257V256H165ZM6 258H7V256H6ZM52 258V257H51ZM51 258H50V260L49 261H52L51 260ZM146 258V257H145ZM148 258V257H147ZM9 259H11V258H9ZM8 259V261H9V264H11L10 263V260ZM11 259V260H12ZM20 259V258H19ZM22 259V258H21ZM19 260V262L21 261L22 262V260ZM24 259V258H23ZM27 259V258H26ZM25 259V260H26ZM49 259V258H48ZM113 259V258H112ZM124 259V258H123ZM127 259V258H126ZM167 259V258H166ZM12 260V261H13ZM163 260V259H162ZM7 261V262H8ZM27 261H28V259H27ZM44 261H46V259L44 260ZM54 261V262H55ZM7 262L5 263V264H7ZM20 262V263H21ZM25 262V261H24ZM35 262V261H34ZM96 262V261H95ZM20 263H18V261H16V262H13V264H20ZM29 263V262H28ZM52 263V262H51ZM50 263V264H51ZM93 263V262H92ZM97 263V262H96ZM99 263V262H98ZM104 263V262H103ZM155 263H156V261H155ZM22 264H23V262H22ZM27 264V263H26ZM42 264H46V263H42ZM49 264V263H48ZM54 264V263H53ZM93 264H95V263H93ZM100 264V263H99ZM154 264V263H153Z\"/></svg>",
  "mask_w": 264,
  "mask_h": 264
}]
</instances>
